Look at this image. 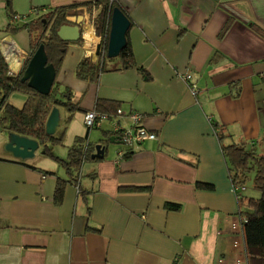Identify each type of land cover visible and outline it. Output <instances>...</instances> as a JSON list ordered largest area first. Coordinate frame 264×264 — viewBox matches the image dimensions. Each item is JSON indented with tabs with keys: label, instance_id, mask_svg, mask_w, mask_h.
Segmentation results:
<instances>
[{
	"label": "crops",
	"instance_id": "obj_1",
	"mask_svg": "<svg viewBox=\"0 0 264 264\" xmlns=\"http://www.w3.org/2000/svg\"><path fill=\"white\" fill-rule=\"evenodd\" d=\"M97 1L0 0V50L11 76L32 54L28 31H7L11 19L31 23L73 7L67 20L80 25L82 39L66 47L54 86L70 89L83 111L57 107L54 137L63 142L53 151L67 159L80 138L107 147L102 160L83 164L79 186L66 185L57 204L58 179H70L66 169L43 146L33 159H15L4 149L9 132L0 128V264H247L222 146L264 153V38L251 28L264 33V0H113L131 21L135 66L107 58L99 79L86 81L76 69L83 59L99 61ZM26 100L15 92L8 102L21 109ZM103 101L112 105V121L87 129L86 113ZM132 113L144 116L156 141L121 143L117 127L131 128Z\"/></svg>",
	"mask_w": 264,
	"mask_h": 264
},
{
	"label": "trees",
	"instance_id": "obj_2",
	"mask_svg": "<svg viewBox=\"0 0 264 264\" xmlns=\"http://www.w3.org/2000/svg\"><path fill=\"white\" fill-rule=\"evenodd\" d=\"M97 4L101 5V10L95 19V28L98 34L102 36V44L98 51L99 61L93 62L91 58L83 59L76 69L77 78L86 81L98 80L99 76L106 71L104 61L107 60L111 16L114 8L119 7L113 0H98ZM72 8H59L31 23L16 26H12L10 23L7 31L12 33L19 30L28 31L32 39V54L44 44L50 63H53L58 71L63 63L67 45L59 40L56 32L58 27L67 21ZM233 23L234 20L229 19L219 35L220 39L227 35ZM251 28L264 38V33L261 30L255 26ZM48 32L50 35L46 37ZM35 33L38 34L37 37H33ZM118 58L122 61L123 69L135 66L129 44ZM26 67L27 63L18 76H11L9 66L0 50V124L3 130L9 133L43 142L44 155L54 159L66 169L70 179L69 181L58 179L54 195L55 202L61 204L66 185L76 184L79 186L80 170L86 161L93 160L92 156L96 152V146L88 143L86 139L80 138L70 148L67 159H61L54 154L53 148L63 142V136L50 137L46 134V123L51 111L55 107H63L70 112H82L83 110L73 103L72 91L68 88L61 90L56 85L48 96L30 89L27 83L22 82ZM15 92L27 95L26 103L21 109L8 102L10 96ZM111 107L110 102L103 101L97 104L95 111L99 114L108 115L109 113L106 112ZM217 128L214 125V129L219 130ZM217 136L221 141L223 140V134L217 132ZM222 151L229 165L230 179L233 184L245 187L247 172L255 171L254 184L261 196L257 199L250 198L246 197L244 192L238 205L240 208L239 215L243 221L247 264H264V153L258 154L253 149L248 150L243 144L223 145ZM79 189L81 191V187ZM168 208L178 210L179 206L171 204L168 205Z\"/></svg>",
	"mask_w": 264,
	"mask_h": 264
},
{
	"label": "water",
	"instance_id": "obj_3",
	"mask_svg": "<svg viewBox=\"0 0 264 264\" xmlns=\"http://www.w3.org/2000/svg\"><path fill=\"white\" fill-rule=\"evenodd\" d=\"M131 28V21L125 12L119 8H114L110 21V33L107 48V58L116 59L127 46V34ZM57 37L65 44L79 43L82 39V30L79 24H74L69 20L62 23L57 29ZM15 52L18 47H13ZM27 63L22 82L27 83L28 87L37 93L50 95L57 77V69L50 63L46 47L42 44L31 56L26 57L22 67ZM60 125V111L55 107L46 123V134L53 137ZM109 141V140H108ZM108 141H106L108 143ZM116 137L110 138V143H115ZM43 142L29 139L18 134L9 133L8 141L5 145L6 152L12 154L15 159L27 161L33 159ZM107 147L96 145V153L92 156L93 160H102L105 157Z\"/></svg>",
	"mask_w": 264,
	"mask_h": 264
},
{
	"label": "built area",
	"instance_id": "obj_4",
	"mask_svg": "<svg viewBox=\"0 0 264 264\" xmlns=\"http://www.w3.org/2000/svg\"><path fill=\"white\" fill-rule=\"evenodd\" d=\"M23 22H25V18L21 17V16H14L10 21L12 26L19 25L20 23H23ZM98 51H99V49H98ZM183 79L186 82H189L191 79L190 74L189 73L185 74L183 76ZM190 90H191V92L195 93L196 92L195 86H190ZM117 116L122 117L123 112L121 110H118ZM130 119L132 121V127L131 128L122 129L121 127H117V130H116L117 133L119 134L120 141L123 145H126L128 147H133L134 145H139L143 141H147V140L156 141L157 140V137L155 134L151 133L150 131H148L146 128L143 127L142 121L144 119V116H142L141 114H138V113H132L130 115ZM104 121H112V116L107 115V114H99L96 111L87 112L85 115V125H86L87 129H89V130L101 128V124ZM116 124H117V122L115 121V125ZM214 132L217 133L218 130L214 129ZM122 156H124V153H120V157H122ZM231 182H232V180H231ZM232 189H233V193L236 196L237 201L239 202V200L242 197V193H244L246 191V188L243 186L233 184V182H232ZM241 225H242V229H243L242 219H241Z\"/></svg>",
	"mask_w": 264,
	"mask_h": 264
},
{
	"label": "rangeland",
	"instance_id": "obj_5",
	"mask_svg": "<svg viewBox=\"0 0 264 264\" xmlns=\"http://www.w3.org/2000/svg\"><path fill=\"white\" fill-rule=\"evenodd\" d=\"M16 33H19L20 35H28L27 32L25 30H19L17 31ZM38 34H34L33 37H37ZM16 97H19V96H16ZM13 99V98H12ZM15 106V105H14ZM0 128H1V124H0ZM60 147L62 145H59ZM5 149V147H4ZM258 154H262V152L259 150L258 151ZM246 183H245V187H246V193L244 194L246 197H250V198H260L261 194L260 192H258L255 188V184H254V180H255V171H250V172H247L246 174Z\"/></svg>",
	"mask_w": 264,
	"mask_h": 264
}]
</instances>
